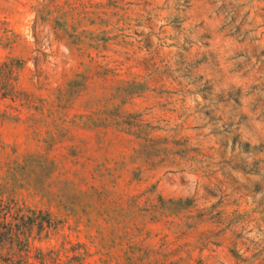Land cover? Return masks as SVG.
<instances>
[{"label":"rangeland","instance_id":"rangeland-1","mask_svg":"<svg viewBox=\"0 0 264 264\" xmlns=\"http://www.w3.org/2000/svg\"><path fill=\"white\" fill-rule=\"evenodd\" d=\"M15 204L32 254L264 264V0H0Z\"/></svg>","mask_w":264,"mask_h":264},{"label":"trees","instance_id":"trees-1","mask_svg":"<svg viewBox=\"0 0 264 264\" xmlns=\"http://www.w3.org/2000/svg\"><path fill=\"white\" fill-rule=\"evenodd\" d=\"M4 211L0 215V249H7L8 257L3 260L7 264H34V261L39 264H85L79 257L62 260L61 253L55 250L47 253L39 250L32 254L31 237L34 229L37 226L42 232L46 227L50 228L51 219L48 216H36V212L17 204ZM38 218L41 219L39 222Z\"/></svg>","mask_w":264,"mask_h":264}]
</instances>
